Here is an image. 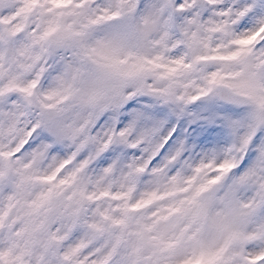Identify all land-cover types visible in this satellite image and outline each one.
I'll return each mask as SVG.
<instances>
[{
	"label": "snow or ice",
	"instance_id": "1",
	"mask_svg": "<svg viewBox=\"0 0 264 264\" xmlns=\"http://www.w3.org/2000/svg\"><path fill=\"white\" fill-rule=\"evenodd\" d=\"M0 264H264V0H0Z\"/></svg>",
	"mask_w": 264,
	"mask_h": 264
}]
</instances>
